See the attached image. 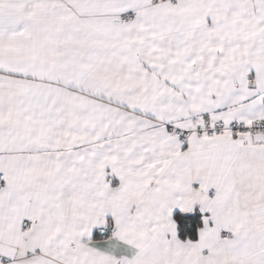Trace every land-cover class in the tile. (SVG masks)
I'll return each instance as SVG.
<instances>
[{
    "label": "snow or ice",
    "instance_id": "obj_1",
    "mask_svg": "<svg viewBox=\"0 0 264 264\" xmlns=\"http://www.w3.org/2000/svg\"><path fill=\"white\" fill-rule=\"evenodd\" d=\"M0 264H264V0H0Z\"/></svg>",
    "mask_w": 264,
    "mask_h": 264
}]
</instances>
